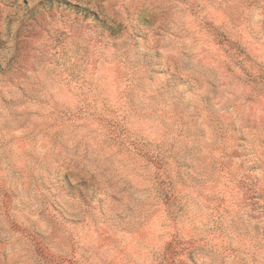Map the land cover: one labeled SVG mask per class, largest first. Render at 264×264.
Wrapping results in <instances>:
<instances>
[{
    "label": "clouds",
    "instance_id": "1",
    "mask_svg": "<svg viewBox=\"0 0 264 264\" xmlns=\"http://www.w3.org/2000/svg\"><path fill=\"white\" fill-rule=\"evenodd\" d=\"M106 7L45 16L55 72L39 41L0 59V264H264V0Z\"/></svg>",
    "mask_w": 264,
    "mask_h": 264
},
{
    "label": "rangeland",
    "instance_id": "2",
    "mask_svg": "<svg viewBox=\"0 0 264 264\" xmlns=\"http://www.w3.org/2000/svg\"><path fill=\"white\" fill-rule=\"evenodd\" d=\"M107 2L108 0H0V59H14L19 53L21 38L39 41V47L44 52L51 51L52 55L48 57V62L54 65L53 72H55L56 69L61 67L62 61L74 59L75 52L66 50V35L64 33L53 34L47 27L45 16H47L48 20L53 17L60 19L64 13L71 12L76 17L84 20L99 21L111 28L115 22L108 15ZM226 19L225 12L219 11L214 19L206 20L205 23L224 27L225 30L218 33L221 45L228 43L235 45L236 42L229 39L228 25L223 23ZM233 51L238 55L244 56L245 60L251 59L242 48L234 47ZM110 85V100L113 107L104 115L98 117V119L108 120L109 123H113L110 117L115 115L121 107V97L116 90V83L110 81ZM65 87H68V85L65 84ZM120 87L122 88L123 84ZM135 147V142H132L127 151H135ZM252 198V210L256 213L252 216V219H259L264 216V206L258 205L259 200H264V190L259 193L253 192ZM8 199L10 200L11 197L9 196ZM219 199L224 204L228 203L226 197H219ZM207 203L211 214L218 206H214L213 201H208ZM224 218L227 220V209H224ZM252 230L256 232L257 226L253 225ZM166 251H168L167 248ZM167 258L165 257V259ZM69 264H71V261Z\"/></svg>",
    "mask_w": 264,
    "mask_h": 264
}]
</instances>
